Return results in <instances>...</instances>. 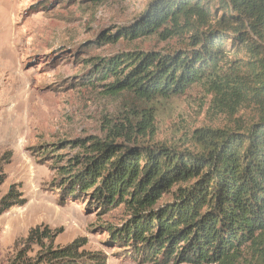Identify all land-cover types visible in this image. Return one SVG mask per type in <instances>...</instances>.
I'll use <instances>...</instances> for the list:
<instances>
[{
  "label": "trees",
  "instance_id": "obj_1",
  "mask_svg": "<svg viewBox=\"0 0 264 264\" xmlns=\"http://www.w3.org/2000/svg\"><path fill=\"white\" fill-rule=\"evenodd\" d=\"M152 35L186 42L168 52L122 50L93 62L88 82L110 79L102 85L109 96L123 97L122 109L104 118V138H67L82 152L62 166L61 184L102 207L127 208L119 241L146 262L264 264V0H152L139 20L103 39ZM196 83L208 88L222 113L250 110L248 121L197 129V152L145 142L152 128L147 102ZM5 178L0 162V187ZM169 192L175 202L155 208ZM25 203L11 185L0 195V215ZM56 234L48 226L31 228L12 264L98 262L81 251L78 238L55 245ZM32 246L37 250L28 256Z\"/></svg>",
  "mask_w": 264,
  "mask_h": 264
},
{
  "label": "rangeland",
  "instance_id": "obj_2",
  "mask_svg": "<svg viewBox=\"0 0 264 264\" xmlns=\"http://www.w3.org/2000/svg\"><path fill=\"white\" fill-rule=\"evenodd\" d=\"M151 1L0 0V162L6 174L0 195L14 185L26 199L0 215V264H12L35 226L57 233L58 246L78 238L81 251L98 260L95 264H154L119 241L118 231L130 218L127 208L102 207L88 193L69 192L61 184L62 166L82 152L67 138H104V118L122 109L123 97L104 90L102 82L110 79L88 82L93 62L122 50L168 52L186 42V37L162 40L158 35L103 39L139 20ZM226 50L234 54L229 46ZM146 106L152 128L144 141L192 152L201 149L193 137L197 129L228 128L237 118H250L248 109L233 117L222 113L208 88L198 83L183 94L155 96ZM173 196L162 193L154 207L173 204ZM32 248L28 256L37 250Z\"/></svg>",
  "mask_w": 264,
  "mask_h": 264
}]
</instances>
